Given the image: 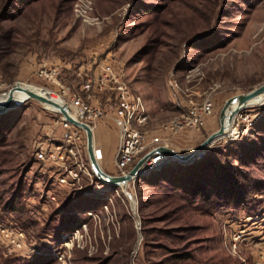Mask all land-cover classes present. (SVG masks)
Returning a JSON list of instances; mask_svg holds the SVG:
<instances>
[{
  "label": "rangeland",
  "instance_id": "rangeland-1",
  "mask_svg": "<svg viewBox=\"0 0 264 264\" xmlns=\"http://www.w3.org/2000/svg\"><path fill=\"white\" fill-rule=\"evenodd\" d=\"M105 65L143 96L154 146L188 155L219 130L229 99L264 84V0H0V84L56 89L36 75L47 66L79 92ZM113 100L98 98L108 117L94 134L100 166L117 176ZM191 101L213 104L205 126L164 131ZM253 106L234 138L103 196L86 177L60 186L37 159L41 143L65 135L39 102L0 115V224L24 231L35 250L24 256L0 241V262L264 264V107Z\"/></svg>",
  "mask_w": 264,
  "mask_h": 264
},
{
  "label": "built area",
  "instance_id": "built-area-1",
  "mask_svg": "<svg viewBox=\"0 0 264 264\" xmlns=\"http://www.w3.org/2000/svg\"><path fill=\"white\" fill-rule=\"evenodd\" d=\"M59 74L60 72L56 67L47 66L39 68L36 73L39 79L57 84L56 89H45L49 91L50 96L58 99L56 102L69 106L72 117L78 122L89 125L93 132L98 128V123L108 117L107 110L98 102V98L110 95L114 99V112L111 119L119 131L116 155L117 176H126L133 168L131 166L136 160L139 161L142 155L153 152L158 148L154 146L143 129L149 120L145 100L143 96L132 91L123 73L117 72L111 65H105L98 71L96 76L84 79L79 92H73L70 88L58 83ZM13 87L0 84V101H4L9 97ZM253 107H247L236 117L233 123L236 133L239 131L242 119L247 120L249 118L248 115L244 116L243 112ZM258 107H264V104ZM187 108L186 113L167 123L163 126V130L173 134L184 129L200 130L214 113L212 103L191 101ZM48 111L55 115L53 127L62 128L65 135L56 142L41 143L38 146L37 159L52 165L53 171L58 174L57 183L60 186L72 188L80 184L86 177L90 179L92 184L96 185L92 188L90 194L103 196L109 191L118 193V190L122 188L105 185L94 174L87 151L86 131L68 122L60 111L56 109ZM94 152L96 160L102 161L104 150L95 145ZM171 160L172 158L166 155L154 153L142 168L141 173L144 176L149 171ZM96 179L97 181H95ZM50 199L52 201L56 200L54 193L51 194ZM108 200L112 201L111 198ZM104 208L107 210V205ZM86 215L92 218L97 217L92 212H88ZM0 241H4L14 252L24 256L35 251L29 248L24 231L2 224H0Z\"/></svg>",
  "mask_w": 264,
  "mask_h": 264
},
{
  "label": "water",
  "instance_id": "water-1",
  "mask_svg": "<svg viewBox=\"0 0 264 264\" xmlns=\"http://www.w3.org/2000/svg\"><path fill=\"white\" fill-rule=\"evenodd\" d=\"M19 91H25L27 94L28 99L21 102V105L25 104L28 100H35L39 102L42 106H51L54 109L60 111L68 122L75 124L82 129H84L87 133V151L89 160L91 163L92 170L94 174L96 175L97 179L108 186H112L113 188H122L125 190L127 186L137 181L138 179H141L143 177L141 170L145 166V164L148 162V160L151 158V156L154 153L166 155L172 159H175L179 162L186 163L192 159L195 158L197 154H200L205 149H207L209 146H211L213 143H215L217 140L226 138L227 133L229 131L228 124L232 123V121L244 110L248 107V102L252 100L253 98L264 94V84L260 87L252 90L251 92H248L243 95H239L236 97H233L229 99L221 114H220V128L217 132L212 134L206 141H204L200 146H198L193 152H191L188 155H181L175 150L169 148V147H158L153 152H149L145 156H143L136 165L130 170V172L126 176H113L108 173H106L102 167L99 165L98 161L95 158V137L93 129L84 123L78 122L75 120L71 115V109L67 105H61L55 100L41 96L31 90H24L23 88L19 87L18 85H15L12 90L10 91L9 97L4 100L0 101V115H3L14 108V105L16 103V94ZM235 105V108L232 110V107ZM20 106V105H19ZM46 109V108H45ZM49 110V109H47Z\"/></svg>",
  "mask_w": 264,
  "mask_h": 264
},
{
  "label": "bare ground",
  "instance_id": "bare-ground-1",
  "mask_svg": "<svg viewBox=\"0 0 264 264\" xmlns=\"http://www.w3.org/2000/svg\"><path fill=\"white\" fill-rule=\"evenodd\" d=\"M19 87L23 88L24 90H31L41 96H45V97H48V98H52L54 99L55 101L58 100L56 97H53V96H50L49 95V91L44 89L42 91H38L36 88L34 87H31V86H27V85H24V84H19L18 85ZM16 103L14 105V107H18L19 105H21V102L22 101H25L28 99L27 97V94L25 91H19L17 94H16ZM264 104V94H261L255 98H253L252 100H250L248 102V107H251L253 105H257V106H261ZM46 109H49V110H55L53 107L51 106H46L45 107ZM235 108V105L232 107V110ZM236 119V118H235ZM235 119L232 121V123L228 124V133H227V136L226 137H235L236 136V130L233 128V123L235 122ZM94 137H95V134H94ZM99 163V162H98ZM100 165V164H99ZM133 205L135 207V201H133ZM137 206V205H136ZM137 210V209H136Z\"/></svg>",
  "mask_w": 264,
  "mask_h": 264
},
{
  "label": "trees",
  "instance_id": "trees-1",
  "mask_svg": "<svg viewBox=\"0 0 264 264\" xmlns=\"http://www.w3.org/2000/svg\"><path fill=\"white\" fill-rule=\"evenodd\" d=\"M1 136V135H0ZM202 185H200L199 183H194V185H193V188H192V190H193V193L195 194H197V193H200L201 192V190H202ZM104 206V205H103ZM102 206V207H103ZM88 212V211H87ZM0 264H13V262L11 261V262H8V261H6V262H0ZM28 264V263H27ZM31 264H46V262H43V261H37V262H32Z\"/></svg>",
  "mask_w": 264,
  "mask_h": 264
},
{
  "label": "crops",
  "instance_id": "crops-1",
  "mask_svg": "<svg viewBox=\"0 0 264 264\" xmlns=\"http://www.w3.org/2000/svg\"><path fill=\"white\" fill-rule=\"evenodd\" d=\"M98 147H100V148H102V149H103V146H102V144H101V143H100V145H98ZM103 150H104V149H103ZM102 158H103V160H102V161H99L101 165H102V162L104 161V156H102Z\"/></svg>",
  "mask_w": 264,
  "mask_h": 264
}]
</instances>
